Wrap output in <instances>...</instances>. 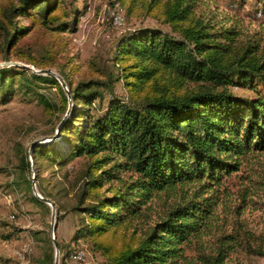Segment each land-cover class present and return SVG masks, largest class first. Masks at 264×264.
I'll return each instance as SVG.
<instances>
[{
  "label": "trees",
  "instance_id": "16d2710c",
  "mask_svg": "<svg viewBox=\"0 0 264 264\" xmlns=\"http://www.w3.org/2000/svg\"><path fill=\"white\" fill-rule=\"evenodd\" d=\"M65 1L0 0V38L6 54L19 50L37 28L46 33L76 31L81 13L73 5L68 10ZM161 3L173 32L139 27L122 35L113 57L116 76L98 69L107 76L73 84L60 72L70 97L55 75L17 71L0 62L3 100L14 91L18 76L19 88L37 96L49 110L57 104L39 88L59 90L63 116L58 136L66 146L59 149L55 140L39 141L33 155L60 167L75 158L87 159L68 189L75 199L71 211L81 216L72 240L91 242L103 254L102 264H188V245L203 241L219 224L217 211L229 198V179L242 181L244 200L257 195L254 189L264 184L244 169L264 153L263 45L242 39L238 25L220 24L214 14L198 15L196 0H150L149 9ZM257 4L256 12L264 16V0ZM22 17L30 23L23 25ZM54 47L53 39L43 47V61L19 56L39 70L52 69ZM117 81H123L127 97L116 93ZM20 167L30 170L27 155ZM39 193L61 212L49 193ZM161 195L175 199L163 218L121 244L113 235L109 238L112 230L143 216ZM31 200L48 205L35 194ZM251 237L252 231L222 232L215 253L204 258L222 264ZM249 248L264 257V233L263 247ZM53 261L52 247L39 264Z\"/></svg>",
  "mask_w": 264,
  "mask_h": 264
},
{
  "label": "rangeland",
  "instance_id": "374dc122",
  "mask_svg": "<svg viewBox=\"0 0 264 264\" xmlns=\"http://www.w3.org/2000/svg\"><path fill=\"white\" fill-rule=\"evenodd\" d=\"M118 0H66L65 6L69 10L72 5L78 7V29L74 32L47 33L37 28L26 42L20 44L19 50H12L6 54L3 40L0 38V62L21 71L28 68L35 72L31 63L22 59L21 53L27 57L31 55L43 61L44 49L52 39L56 54L52 70L65 75L73 84L81 79L91 77H106L105 73L118 75L114 64L116 45L125 33L139 27H158L173 32L172 27L165 21L162 3L149 9L150 0H123L120 5L124 9L125 21L122 25H115L111 12ZM196 0L195 11L198 15L214 14L220 24L225 26L238 25L243 31L242 39L259 40L264 47V16L256 12L257 0ZM91 6V9L87 7ZM74 15H71L73 18ZM21 23H30L28 18H21ZM20 55V56H19ZM25 65H29L26 67ZM35 67V66H34ZM35 69H40L35 67ZM28 72V71H27ZM29 73V72H28ZM61 76V75H60ZM62 77V76H61ZM20 77L15 78L14 91L3 100L0 94V264H39L46 250L53 247L55 260V246L53 236L59 246L58 264H77L69 259L70 253L83 250L86 255L84 264H102L103 254L96 250L92 243L81 239L73 241V235L81 223V216L71 209L75 203L72 193L68 192L76 174L82 170L87 162L84 157L71 160L60 167L45 157H34L31 147L35 141H53L57 148H65L60 141L58 126L63 116L60 106L59 90L54 86L41 85L39 90L52 102L56 109L49 110L34 94H26L19 88ZM68 87V86H67ZM118 95L127 97L128 93L123 81L115 83ZM239 93L250 94L249 91L236 89ZM45 139V140H44ZM28 156L31 168L23 172L20 167L22 157ZM33 163H32V161ZM33 164V165H32ZM249 164V165H248ZM244 166L253 172L254 178L264 181V153L251 159ZM35 168V170H33ZM36 175L37 191L45 190L58 202L61 212L56 211V228L52 232V208L39 205L31 200L34 194L32 177ZM31 182V187L28 182ZM230 192L226 204L218 208L219 224L213 233L203 241H194L188 245L186 255L188 264H209L204 257L214 254L218 248L219 237L222 232H254L255 238L250 242L244 240L238 245L222 264H264V257L252 253L253 248L263 247L264 233V184L259 183L261 189L255 188L257 195L243 198L242 181L233 176L228 182ZM175 199L161 195L153 200L145 209L143 216L135 219L132 225L112 230V235L119 244L148 225L163 218ZM8 237V238H7ZM105 239V237H104ZM29 248L22 258L19 253ZM54 264V261H53Z\"/></svg>",
  "mask_w": 264,
  "mask_h": 264
},
{
  "label": "water",
  "instance_id": "95a60500",
  "mask_svg": "<svg viewBox=\"0 0 264 264\" xmlns=\"http://www.w3.org/2000/svg\"><path fill=\"white\" fill-rule=\"evenodd\" d=\"M27 67H29V65H25ZM32 68L35 70V72L37 73H41V74H53L55 75L59 81L61 82L63 88L66 90L68 96L70 97V92H69V89L67 87V84L65 82V80L56 72H54L52 69H47V70H39V69H35L34 66H32ZM59 133V132H58ZM45 140V139H44ZM41 141V140H40ZM36 142H39L38 141H35L34 144ZM33 144V145H34ZM31 152H33V146L31 147ZM32 161V160H31ZM33 163V161H32ZM33 165V164H32ZM35 170V168L33 169ZM32 187H33V191H34V194L39 197L41 200H43L45 203H47L51 208H52V226H51V229H52V232L54 233L55 231V228H56V206H55V203L53 201H51L50 199L48 198H44L38 191H37V188H36V175L34 174L33 177H32ZM53 241H54V246H55V250H56V254H55V260H54V264H58L59 263V246H58V243L55 239V237L53 236Z\"/></svg>",
  "mask_w": 264,
  "mask_h": 264
},
{
  "label": "built area",
  "instance_id": "2783aa9c",
  "mask_svg": "<svg viewBox=\"0 0 264 264\" xmlns=\"http://www.w3.org/2000/svg\"><path fill=\"white\" fill-rule=\"evenodd\" d=\"M91 9V6L88 5L87 9ZM258 16L262 15L261 12L257 13ZM111 17L112 21L115 25H122L125 21V14H124V9L120 5V3L116 4V7L114 10L111 12ZM29 248H25L23 252L19 253L22 258L25 257V253H27ZM69 259L71 262H75L77 264H84L86 261V255L83 250H76L69 255Z\"/></svg>",
  "mask_w": 264,
  "mask_h": 264
}]
</instances>
